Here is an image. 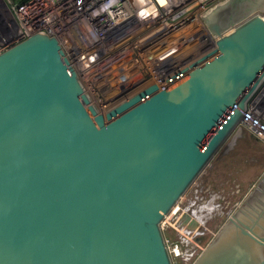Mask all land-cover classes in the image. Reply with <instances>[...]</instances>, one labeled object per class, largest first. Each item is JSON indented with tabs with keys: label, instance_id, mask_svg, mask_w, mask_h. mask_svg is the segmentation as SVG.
Here are the masks:
<instances>
[{
	"label": "water",
	"instance_id": "1",
	"mask_svg": "<svg viewBox=\"0 0 264 264\" xmlns=\"http://www.w3.org/2000/svg\"><path fill=\"white\" fill-rule=\"evenodd\" d=\"M263 1L200 14L215 47L104 113L53 35L0 51V264H171L159 222L264 77ZM189 264H264V169Z\"/></svg>",
	"mask_w": 264,
	"mask_h": 264
},
{
	"label": "built area",
	"instance_id": "2",
	"mask_svg": "<svg viewBox=\"0 0 264 264\" xmlns=\"http://www.w3.org/2000/svg\"><path fill=\"white\" fill-rule=\"evenodd\" d=\"M4 1L10 21L0 51L34 32L53 35L89 102L104 113L210 52L216 36L200 14L222 0ZM252 92L234 127L264 142V96L257 102ZM163 242L172 264L182 256L180 242Z\"/></svg>",
	"mask_w": 264,
	"mask_h": 264
},
{
	"label": "rangeland",
	"instance_id": "3",
	"mask_svg": "<svg viewBox=\"0 0 264 264\" xmlns=\"http://www.w3.org/2000/svg\"><path fill=\"white\" fill-rule=\"evenodd\" d=\"M252 14H258L264 19V1L261 7L254 9L247 16ZM9 21L5 1L0 0V41L1 32L4 27H7ZM259 90L258 87L251 94H256L255 101L257 102L260 101ZM232 131H235L234 134L247 133L250 136L247 137L250 142L243 144L238 141L231 146L235 135L231 136L232 138L228 137V141L225 140L227 144L225 141L222 143V146L213 153L209 161L189 183L175 205L173 204L175 210L170 212V209L159 222L163 237L180 242L182 256L173 258L172 264H189L244 194L241 191L232 193L230 191L232 182L235 183L240 178H249L250 176L247 175L249 169L252 171V167L263 160L261 158L264 154V142L262 140L256 139L242 125L235 126ZM250 155L253 158L251 163L248 159ZM238 164L241 165L240 169L237 168ZM243 165L245 167L242 168ZM185 215L187 219L190 216L196 218L202 224L201 229H188L186 231L185 221L178 224L180 227L172 224V221L176 219L182 221ZM196 238H200V240Z\"/></svg>",
	"mask_w": 264,
	"mask_h": 264
},
{
	"label": "crops",
	"instance_id": "4",
	"mask_svg": "<svg viewBox=\"0 0 264 264\" xmlns=\"http://www.w3.org/2000/svg\"><path fill=\"white\" fill-rule=\"evenodd\" d=\"M259 87V93H260V96L263 95L264 96V77L261 79L260 81V84L257 86V88ZM236 131V130H235ZM235 131H231L229 133V135L225 138L226 141H228V137H233L235 135V139H233V144L231 146H233L236 142L240 141L242 142L243 144H246L247 142H250L249 139H247V137H250L247 133L245 132H239L238 134H234ZM231 137V138H232ZM224 140V141H225ZM230 140V139H229ZM223 141V142H224ZM225 141V142H226ZM222 142V143H223ZM222 143L220 146H222ZM227 144V142H226ZM219 146V147H220ZM226 148V147H225ZM261 158L263 159L262 161H259V163L255 164L253 167H252V171L251 169H249V173L247 174L248 176H250L249 178L245 177V179H238L237 182H232V186H231V189L230 191L232 193H237L239 191L243 193H245V191L250 187V185L254 182V179L258 176V174L264 169V154L261 156ZM249 163H251L253 161V158L252 156L250 155L249 156ZM252 159V160H251ZM256 159V158H255ZM248 165V163H247ZM237 166V165H236ZM245 167L244 165L242 166V168ZM237 168H241V165L238 164Z\"/></svg>",
	"mask_w": 264,
	"mask_h": 264
},
{
	"label": "bare ground",
	"instance_id": "5",
	"mask_svg": "<svg viewBox=\"0 0 264 264\" xmlns=\"http://www.w3.org/2000/svg\"><path fill=\"white\" fill-rule=\"evenodd\" d=\"M262 4H263V3H262ZM174 205H175V203H174ZM174 205L171 207V210H173V208L175 207ZM179 222H180V221L176 219L175 221H172V224H174L175 226L180 227V226L178 225ZM182 223H183V222H182Z\"/></svg>",
	"mask_w": 264,
	"mask_h": 264
},
{
	"label": "trees",
	"instance_id": "6",
	"mask_svg": "<svg viewBox=\"0 0 264 264\" xmlns=\"http://www.w3.org/2000/svg\"><path fill=\"white\" fill-rule=\"evenodd\" d=\"M13 1H21V0H13ZM197 240H200V238H197Z\"/></svg>",
	"mask_w": 264,
	"mask_h": 264
},
{
	"label": "flooded vegetation",
	"instance_id": "7",
	"mask_svg": "<svg viewBox=\"0 0 264 264\" xmlns=\"http://www.w3.org/2000/svg\"><path fill=\"white\" fill-rule=\"evenodd\" d=\"M200 225H202V224H200ZM202 227V226H201ZM197 239V238H196Z\"/></svg>",
	"mask_w": 264,
	"mask_h": 264
}]
</instances>
